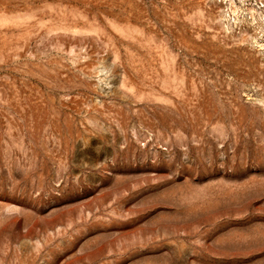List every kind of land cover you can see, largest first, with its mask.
I'll return each instance as SVG.
<instances>
[{"label": "rangeland", "instance_id": "obj_1", "mask_svg": "<svg viewBox=\"0 0 264 264\" xmlns=\"http://www.w3.org/2000/svg\"><path fill=\"white\" fill-rule=\"evenodd\" d=\"M0 264H264V0H0Z\"/></svg>", "mask_w": 264, "mask_h": 264}]
</instances>
